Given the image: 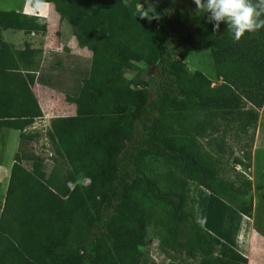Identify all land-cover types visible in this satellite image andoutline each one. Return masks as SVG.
Instances as JSON below:
<instances>
[{
    "label": "trees",
    "instance_id": "obj_1",
    "mask_svg": "<svg viewBox=\"0 0 264 264\" xmlns=\"http://www.w3.org/2000/svg\"><path fill=\"white\" fill-rule=\"evenodd\" d=\"M54 6L91 58L76 71L66 65L69 56L51 62L60 70L50 76L55 91L73 82L66 101L74 113L51 121L48 159L35 150L40 134L28 131L44 116L32 89L38 52L0 43V130L20 132L0 210V264H142L151 226L166 232L164 247L193 264H248L197 221L191 184L252 218L251 180L221 178L199 140L219 131L218 120L251 128L255 138L264 107V29L235 41L224 24L214 30L194 0ZM8 29L45 33L47 23L0 11V39ZM181 46L207 52L220 83L190 72ZM84 179L90 184L70 189Z\"/></svg>",
    "mask_w": 264,
    "mask_h": 264
},
{
    "label": "crops",
    "instance_id": "obj_2",
    "mask_svg": "<svg viewBox=\"0 0 264 264\" xmlns=\"http://www.w3.org/2000/svg\"><path fill=\"white\" fill-rule=\"evenodd\" d=\"M5 1L11 6H5L3 9L1 2ZM59 1L61 0H51L49 3H40L34 7L29 0H0V11H15L19 14L46 20L47 23L45 33L28 34L24 31L8 29L3 30L0 39V43L1 41L6 42L17 51L29 48L38 52L34 56V63L39 66L37 68L36 65L32 69L35 70V83L32 89L44 114L38 120L48 119L53 112H56L55 110H58L55 107L52 109L54 106L53 103H50L52 100L50 99L48 102V98L44 96L48 92H56L53 89L56 87L55 83L51 84L50 76L60 73V70L56 67L51 68L52 60L66 56L79 60L83 57V51L89 53L79 47L74 29L65 25L66 22L62 21L56 12L54 5ZM76 70L77 68L74 69V71ZM62 78V81H65L63 76ZM44 102L47 104L44 105ZM48 104L51 105L48 106ZM35 124L28 131L35 130ZM19 136L20 132L16 130H0V151H4V155L15 153L18 149ZM6 159L8 160L7 155L0 162V178L3 174L5 177L3 182H0V185L3 184L0 189L4 187V191L7 190L14 163V159L10 163H6ZM251 164L250 180L254 200L252 218L242 215L226 201L203 187H193V196L196 199V219L205 230L247 258L248 264H264V107L260 110L256 135L252 144ZM223 214L230 217L235 215L238 219L237 224L233 226L231 224L233 222L224 221ZM167 264L176 263L169 262Z\"/></svg>",
    "mask_w": 264,
    "mask_h": 264
},
{
    "label": "rangeland",
    "instance_id": "obj_3",
    "mask_svg": "<svg viewBox=\"0 0 264 264\" xmlns=\"http://www.w3.org/2000/svg\"><path fill=\"white\" fill-rule=\"evenodd\" d=\"M2 8L5 6H11L7 1L1 2ZM142 8V5L139 6ZM70 28H73L69 23H66ZM179 50L183 53L185 63L188 66L190 72L201 71L203 72L212 82V86L218 85L220 82L217 81L214 77L213 71L209 65L208 54L207 52H198L191 48L181 46ZM60 52H62L60 50ZM91 58V54L83 51V57L81 59H73L68 58L66 65L68 68H80L85 69L89 65V61ZM141 67L143 64L140 65ZM153 70L143 74V78L148 80V78L153 74ZM137 75L136 71H130L127 74L128 79H133ZM157 75V73L155 74ZM76 73H74V77ZM74 86L72 80H68L66 82V86L62 88L60 91L56 92H48L44 94L45 98H48L47 101L51 99L54 106L58 110L53 112L48 119L38 120L35 124L33 132H38L40 134V139L35 144V150L38 154L43 155V157L51 159L52 157V148L47 138V130L49 129L50 122L52 119L62 116H67L68 114L74 113V106L70 105L66 101L67 93H70L69 88ZM47 102H44L46 105ZM51 104H48L50 106ZM247 108H250L248 105ZM219 127V131L213 133L211 137H206L200 139V143L203 147L210 152L215 159L218 161L219 172L221 178L225 180H230L235 182L237 185H242V180L240 176H243L246 179H250L251 177V167H252V143H253V130L249 128L247 131L239 124V123H227L222 120H218L216 122ZM256 135V134H255ZM208 139L210 140L208 141ZM218 146H221L223 151L218 152ZM16 153V152H15ZM15 153L10 154L6 153L4 155V151H0V162H2L3 158L8 156V160L6 159V163H10L12 159H14ZM248 153L251 155V160L248 159ZM235 159H238L243 162L242 165H237L235 163ZM245 165H250V169H247ZM4 174L0 178V182H3ZM86 179L78 181L75 184L70 183L69 187L72 189L76 184H82ZM3 184H1L2 186ZM196 184H191V187H194ZM253 191V190H252ZM4 187L0 189V210L1 204L4 200L5 196ZM193 195V193H192ZM253 195V192H252ZM194 203L191 201L189 207H193ZM158 217L160 214L157 215ZM223 220L233 222L231 223L233 226L237 224V217L234 215L230 217L226 214H223ZM167 234L161 227L156 228L151 226L148 228V235L146 238V245L142 248L144 254V260L142 264H167L169 262H174L176 264L180 262H185L187 264H193L194 262L188 259L184 253H179L178 251L164 247L162 245V241L166 238ZM263 255V254H262ZM264 257V256H263Z\"/></svg>",
    "mask_w": 264,
    "mask_h": 264
},
{
    "label": "clouds",
    "instance_id": "obj_4",
    "mask_svg": "<svg viewBox=\"0 0 264 264\" xmlns=\"http://www.w3.org/2000/svg\"><path fill=\"white\" fill-rule=\"evenodd\" d=\"M213 29L226 26L235 41L264 29V0H194Z\"/></svg>",
    "mask_w": 264,
    "mask_h": 264
},
{
    "label": "built area",
    "instance_id": "obj_5",
    "mask_svg": "<svg viewBox=\"0 0 264 264\" xmlns=\"http://www.w3.org/2000/svg\"><path fill=\"white\" fill-rule=\"evenodd\" d=\"M90 181L88 179L85 180V182L83 183V185H89Z\"/></svg>",
    "mask_w": 264,
    "mask_h": 264
}]
</instances>
